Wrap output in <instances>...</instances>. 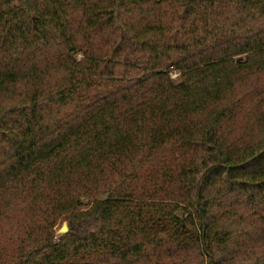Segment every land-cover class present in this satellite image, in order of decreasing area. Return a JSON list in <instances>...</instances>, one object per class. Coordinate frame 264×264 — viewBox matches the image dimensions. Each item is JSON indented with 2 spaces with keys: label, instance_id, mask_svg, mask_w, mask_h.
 Listing matches in <instances>:
<instances>
[{
  "label": "trees",
  "instance_id": "trees-1",
  "mask_svg": "<svg viewBox=\"0 0 264 264\" xmlns=\"http://www.w3.org/2000/svg\"><path fill=\"white\" fill-rule=\"evenodd\" d=\"M12 198L13 264H264V0H0Z\"/></svg>",
  "mask_w": 264,
  "mask_h": 264
},
{
  "label": "rangeland",
  "instance_id": "rangeland-1",
  "mask_svg": "<svg viewBox=\"0 0 264 264\" xmlns=\"http://www.w3.org/2000/svg\"><path fill=\"white\" fill-rule=\"evenodd\" d=\"M171 78L176 81L177 75L172 74ZM8 198L3 200L4 204L7 203ZM26 200L28 201L27 197ZM82 201L87 200L82 198ZM29 211L28 204L19 203L16 198H12L10 205L5 209L0 206V264L17 262L35 245L32 243L34 239L41 240L44 232H48L47 227L50 221L46 223L42 214H32ZM59 217L62 219V216ZM63 225L67 226V222L55 221L53 226L55 237L64 234L60 233Z\"/></svg>",
  "mask_w": 264,
  "mask_h": 264
},
{
  "label": "water",
  "instance_id": "water-1",
  "mask_svg": "<svg viewBox=\"0 0 264 264\" xmlns=\"http://www.w3.org/2000/svg\"><path fill=\"white\" fill-rule=\"evenodd\" d=\"M67 226L66 225H63L61 228H60V233H66L67 232Z\"/></svg>",
  "mask_w": 264,
  "mask_h": 264
}]
</instances>
